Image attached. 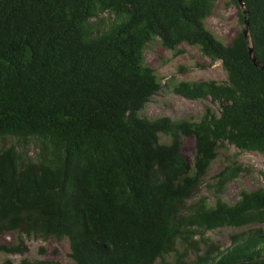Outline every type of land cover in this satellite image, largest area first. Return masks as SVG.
Listing matches in <instances>:
<instances>
[{"label":"trees","instance_id":"1","mask_svg":"<svg viewBox=\"0 0 264 264\" xmlns=\"http://www.w3.org/2000/svg\"><path fill=\"white\" fill-rule=\"evenodd\" d=\"M216 1L0 0V238L17 236L0 264L23 237L66 238L75 264H264V187L223 197L239 154L264 155V70L248 51L264 65V0H243L248 38L230 0L241 27L228 45L206 26ZM155 41L220 62L225 81L171 87L209 101L198 120L142 115L161 89L145 62ZM222 228L228 244L208 234Z\"/></svg>","mask_w":264,"mask_h":264},{"label":"rangeland","instance_id":"2","mask_svg":"<svg viewBox=\"0 0 264 264\" xmlns=\"http://www.w3.org/2000/svg\"><path fill=\"white\" fill-rule=\"evenodd\" d=\"M102 16L106 19L108 15L103 14ZM206 26L218 40L228 45L235 31L241 27L237 7L230 0H217L213 14L206 20ZM181 48L184 52L179 55H175L171 50L161 48L157 41L150 43L146 48L145 62L156 71L161 82V89L142 110L143 116L149 119L169 116L173 119L198 120L204 111V105L209 104V101L185 99L172 91V85L182 80H226V74L219 61L211 62L209 58L201 55L197 47L183 44ZM213 107L215 106L213 105ZM161 139L162 141L167 140L163 135ZM182 151L189 158L193 157L194 141L192 138H183ZM235 152L236 149L232 146L219 152L218 157L209 168L206 182L212 180V176L233 158ZM239 160L244 172L237 180H232L229 183L223 195L224 199L231 203L238 197L241 187L249 190L258 186L264 187V155L257 152H243L239 154ZM203 192H206V188H203ZM208 234L212 240L220 244L229 242L227 228L208 232ZM23 241L27 245V251L23 254L2 253L1 262L9 259L12 264H18L23 258H26L31 261L45 260L50 264H75L68 256L69 242L66 238L60 241L54 238L44 241L23 237ZM0 242L15 243L17 236L5 234L0 238Z\"/></svg>","mask_w":264,"mask_h":264},{"label":"water","instance_id":"3","mask_svg":"<svg viewBox=\"0 0 264 264\" xmlns=\"http://www.w3.org/2000/svg\"><path fill=\"white\" fill-rule=\"evenodd\" d=\"M240 6V8L242 9V13L244 15V28H243V34L245 36V38H248V32H249V28H248V21L246 19V14H247V10L245 8V5H244V1L243 0H236ZM249 55H250V58L252 60V62L254 63L255 66H258L260 67L261 69L264 70V65L261 64L258 59L256 58V56L253 54V50H252V47L249 46Z\"/></svg>","mask_w":264,"mask_h":264}]
</instances>
